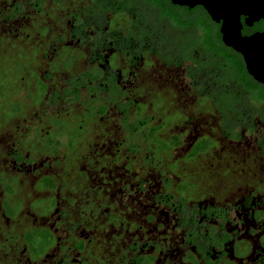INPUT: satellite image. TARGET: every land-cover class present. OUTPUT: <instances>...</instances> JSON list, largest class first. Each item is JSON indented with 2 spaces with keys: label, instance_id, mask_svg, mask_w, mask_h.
<instances>
[{
  "label": "flooded vegetation",
  "instance_id": "obj_1",
  "mask_svg": "<svg viewBox=\"0 0 264 264\" xmlns=\"http://www.w3.org/2000/svg\"><path fill=\"white\" fill-rule=\"evenodd\" d=\"M11 1L4 20L27 17L22 0ZM164 1L181 13L205 11L247 69L244 56L224 41L222 21L205 6ZM29 3L37 14L28 17L31 50L24 37L9 38L11 47L0 37V54L17 50L29 57L9 90L8 105L22 109L1 118L0 127L24 114L28 103L14 101L24 88L30 105L46 101L63 112H45L28 132L16 133L7 153L3 218L9 225L26 202L34 217L2 244L20 251L16 264H87L93 254L105 264L109 253L114 264H264V101L237 85L231 90L230 78L215 74L211 58L196 45L202 31L163 17L148 0ZM240 22L243 37L264 33V17L241 14ZM39 54L46 68L38 74L33 65ZM178 86L194 100L180 102ZM224 91L227 100H216ZM137 124L142 127L134 131ZM260 129L249 152L236 157L226 146L217 150L220 140L251 146ZM200 143L207 147L195 149ZM248 156L260 162L259 172ZM25 175L34 177L37 196H23ZM11 202L20 204L13 217L6 213ZM34 229L53 237L41 256L23 240ZM54 249L77 258L49 261Z\"/></svg>",
  "mask_w": 264,
  "mask_h": 264
},
{
  "label": "rangeland",
  "instance_id": "obj_2",
  "mask_svg": "<svg viewBox=\"0 0 264 264\" xmlns=\"http://www.w3.org/2000/svg\"><path fill=\"white\" fill-rule=\"evenodd\" d=\"M9 0H0V37L3 35L4 37L7 38V40L10 39H14L17 37H24L25 40H27L29 37H32L33 35H28L29 32L32 31V29H30L31 26V21H32V17L36 16L37 14L35 13L34 9L32 8V5L29 3V1L32 0H22L21 4L23 5L24 11L27 14V17H23V18H15V17H8V20H4L5 16L8 15L9 12V4H13V1H9ZM15 1V0H14ZM8 4V6H7ZM47 10L49 9V6L45 7ZM50 10V9H49ZM32 16L31 18H28L29 16ZM44 23V18L41 19V24L45 25ZM36 30V29H35ZM33 33V32H32ZM35 33V32H34ZM36 37H40L39 33H35ZM35 37V38H36ZM34 38V39H35ZM6 47H11V41H6ZM27 42H31L28 41ZM25 43V42H24ZM29 46L28 49L31 50L30 48V43L27 44ZM2 48V47H0ZM29 50V52H30ZM1 53V51H0ZM34 52H32L33 54ZM39 58L36 64H34V68H36V71L39 73H42L44 71V69L46 68V61L42 59L41 55L39 54ZM13 56L14 59L11 60V62L8 60V57L4 58L1 57L0 54V89L2 90V92L5 93H9V90L12 88L11 86L14 85V79H15V74L16 72L19 70L17 69L18 67H22L23 65H26L29 61V57H25L23 55H20V51L17 52V50H13ZM16 62V63H15ZM15 63V64H14ZM17 65V67L15 66ZM159 69L158 66H155L152 71H150L152 73V75H157V70ZM155 73V74H153ZM153 78H156L155 76ZM180 78H184L185 83H187L188 78H185L184 75L182 74L180 76ZM179 81V80H178ZM179 83V82H178ZM184 83V84H185ZM181 85V84H179ZM179 89V95H178V100L184 104V102H191L194 100V96L192 93H190V96L187 95L185 93V91L181 90L180 86H178ZM40 95V93H38V96ZM15 98V102H19L22 101L28 103V105L26 107H24L23 109V113L24 114H15L13 115L11 118L8 119V121L5 123V125L0 127V264H16L18 262L17 256L18 253L14 246H12V248H2V244L6 242L7 238H11L10 236H7L5 234H7L5 231L11 229L12 234H21L23 233L27 227H29V225L31 226L34 220L33 215L29 214V204L26 202L25 205L23 206V209L21 211V214L12 219L9 223V225H6V221L3 218L2 212H3V202L6 198V193H5V189H4V185L2 183L1 180V174L4 170H7L9 168V162L7 161V153L9 151V149L11 148V144L13 143V141L16 140V138L14 137V135L16 133H24V132H28L27 128L28 126H32L37 120H39L40 116L45 115L47 112V114L52 113L53 111H58L61 110L63 112V108L60 105H57L55 109H52L48 103L45 101L44 103L40 104V105H34L31 104V101L28 98V92L27 90L24 88L20 91V93H17L14 95ZM156 102L159 101V99H155ZM204 101V99H200V102ZM0 102L2 103V105H5L6 103V98H1ZM179 102V103H180ZM7 108V107H6ZM9 110V109H8ZM7 110V111H8ZM74 111H79V109H75ZM216 114V113H215ZM215 116H218L217 114ZM74 124H76L74 122ZM215 132L214 134H216L215 136H221V132L219 128V125L217 124V121H215ZM262 132V130L260 129L259 133H254V136L252 137V139L250 138V134L251 131H247V134L250 138V142H252L251 146H246V144H244L243 146H237L235 144L229 145L228 141H221L220 140V146L218 147L220 150L222 147L226 146L227 149L229 148L235 155L238 154H243L244 150L247 149V151L249 152L250 149L254 148L255 146V139H253L254 137L259 136ZM247 136V138H248ZM248 143V142H247ZM244 149V150H243ZM247 152V153H248ZM182 154H185V152H183ZM215 156L220 155V153L215 152L214 153ZM237 157V155H236ZM216 164H217V160H213ZM258 163V164H257ZM247 164H251L253 168H251L252 170H257L259 172V165L260 162H257L255 160V157H247ZM262 175H264V172ZM92 174V173H91ZM251 175H253V172L251 173ZM252 177V176H250ZM22 179V183L19 185L21 187V192L23 193V196H27L28 193L31 194V196L35 197L37 196L40 192H37V190H34V177H32L31 175H25V176H21ZM91 181V179H89ZM12 207L14 210H17L18 208H20V204L19 202H11ZM49 203L45 204V207H48ZM57 215V214H56ZM20 219V220H18ZM22 219V220H21ZM53 220V218H52ZM12 236V235H11ZM12 239V238H11ZM12 241V240H11ZM15 249V250H14ZM20 252V251H18ZM58 251L57 249H54L50 252V254H52V256H49L48 259L49 261L56 260V259H68L70 261H72V259H76L77 256H75L74 254H70V256H67L64 252H60L59 254H57ZM20 254V253H19ZM55 254V256H53ZM93 254V253H91ZM113 256L111 255V253L107 254L106 259H108V261L105 262V264H114L113 262L115 261V259L113 258L111 261V258ZM56 262V261H55ZM86 262L87 264H98L97 260H96V256L93 254L92 256L87 255L86 257Z\"/></svg>",
  "mask_w": 264,
  "mask_h": 264
},
{
  "label": "trees",
  "instance_id": "obj_3",
  "mask_svg": "<svg viewBox=\"0 0 264 264\" xmlns=\"http://www.w3.org/2000/svg\"><path fill=\"white\" fill-rule=\"evenodd\" d=\"M148 1L152 5L159 8V11L163 17L175 21L177 25L183 28L192 26L197 29L199 28L202 31V33L197 37L196 45L198 46L199 51H202L201 53L205 52L211 58V61L215 66V74H217L218 70H220L222 73L221 76H228V78H230L232 81L231 90H233L235 85H237L241 87V89L245 91L246 94L250 95L253 100L264 101V84L253 80V78L247 72L241 55L223 44L221 40V34L218 29L219 25L213 22L205 11L201 9L196 10L195 12H189V10H185L183 13H181L177 12L164 0ZM12 14L14 15V12ZM1 57H8V60L11 62V60L14 59L13 50H8L5 54H1ZM199 60L201 59L199 58ZM199 63L201 62L199 61ZM23 67L25 68V66ZM2 90L0 89V99L4 96L7 100V104L2 105L0 102V120L4 116L6 118L10 117L12 114L19 112L22 109L19 104H11L9 106L8 103L10 101L11 93L9 92L4 94ZM225 93L226 92L224 91L223 93L216 94L217 99H215L220 102L224 101L225 99L227 100ZM141 127L142 124H137L134 126L133 130L136 131ZM205 147H207V144L200 143L195 149L201 150L205 149ZM193 154L194 152L191 153V155ZM51 181L52 180L49 179L45 180L43 184L48 185L51 183ZM8 191L11 190L8 188ZM6 213L13 217L15 216L16 210H14L9 205H6ZM5 232L7 233V236L12 235L10 229L6 230ZM23 240L25 243H27L29 252L32 255L39 256L43 255L47 248L53 243V237L51 234L39 229L25 232Z\"/></svg>",
  "mask_w": 264,
  "mask_h": 264
},
{
  "label": "water",
  "instance_id": "obj_4",
  "mask_svg": "<svg viewBox=\"0 0 264 264\" xmlns=\"http://www.w3.org/2000/svg\"><path fill=\"white\" fill-rule=\"evenodd\" d=\"M174 3L205 6L212 18L222 21L224 41L245 59L249 73L264 83V33L250 37L241 35L240 15L248 14L257 20L264 17V0H172Z\"/></svg>",
  "mask_w": 264,
  "mask_h": 264
}]
</instances>
